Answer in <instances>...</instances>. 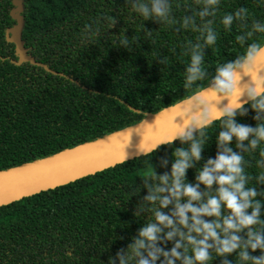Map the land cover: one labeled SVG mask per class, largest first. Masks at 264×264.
<instances>
[{
    "label": "trees",
    "instance_id": "obj_1",
    "mask_svg": "<svg viewBox=\"0 0 264 264\" xmlns=\"http://www.w3.org/2000/svg\"><path fill=\"white\" fill-rule=\"evenodd\" d=\"M12 1L0 0V174L127 130L192 94L184 88L190 62L184 47L197 36L190 29L177 32L147 21L132 10L131 0H22L21 38L28 56L42 65H17L15 46L5 37L16 24ZM171 3L176 27L200 7L194 0ZM239 7L249 9L250 20L264 22V0H221L217 44L205 50L209 79L219 64L245 50L236 43L243 29L234 24L228 31L220 23ZM108 17L117 19L113 28ZM87 26L98 28L99 35L86 33ZM144 28L152 31L150 38ZM124 35L129 49L119 44ZM257 39L264 43V34ZM158 56L167 57V65L158 64ZM246 107L248 115L237 122L254 127L255 113ZM206 131L211 140L205 160L216 154L219 121ZM179 147L187 145L175 141L151 155L1 206L0 264H107L146 222L133 216L146 189L130 197L129 186L142 184L138 176L151 171L149 161L156 165L162 156L171 159ZM232 147L237 150L235 141ZM245 159L251 161L249 175L261 171L255 166L257 153ZM195 172L188 171L189 182ZM229 259L235 262V254ZM209 264H220V258Z\"/></svg>",
    "mask_w": 264,
    "mask_h": 264
},
{
    "label": "clouds",
    "instance_id": "obj_2",
    "mask_svg": "<svg viewBox=\"0 0 264 264\" xmlns=\"http://www.w3.org/2000/svg\"><path fill=\"white\" fill-rule=\"evenodd\" d=\"M194 2L199 10L184 15L176 27L171 0H131L132 10L145 20L197 34L183 53L190 57L184 88L193 91L161 113L167 117L168 134L149 140L147 147H139L136 153L151 155L175 141L187 145L176 148L171 159L162 156L156 165L149 161L151 171L138 176L142 184L129 186L130 197L146 189L133 211L135 218L144 217L146 222L107 264H209L216 258L220 264H264V189L257 187L264 185V43L257 39L258 34H264V22L250 20L246 7L222 16L225 30L230 31L234 24L243 29L236 43L245 50L234 60L219 64L209 79L205 50L217 44L215 24L221 0ZM106 19L113 28L117 19ZM85 32L99 35V29L92 26ZM144 35L150 38L152 31L144 28ZM119 44L124 49L131 47L125 35ZM156 62L167 65L168 60L158 56ZM246 105L255 113L254 127L237 122L238 116L248 115ZM217 121L216 154L205 160L203 153L211 140L206 129ZM253 153L259 156L255 166L261 171L249 175L251 161L245 154ZM129 158L125 153L121 163ZM157 168L165 171L158 173ZM190 169H196L194 182L187 179ZM257 251L259 255H254ZM233 254L235 262L229 259Z\"/></svg>",
    "mask_w": 264,
    "mask_h": 264
},
{
    "label": "water",
    "instance_id": "obj_3",
    "mask_svg": "<svg viewBox=\"0 0 264 264\" xmlns=\"http://www.w3.org/2000/svg\"><path fill=\"white\" fill-rule=\"evenodd\" d=\"M12 4L14 8L10 15L16 24L7 29L5 37L7 42L15 46L18 57L16 64L31 63L41 66L42 64L28 56L21 38L25 24L21 15L23 1L13 0ZM222 103L226 104L227 100ZM161 113L163 111L158 114ZM168 131L167 117L156 114L112 136L0 174V207L113 167L121 163L125 153L131 156L127 160L138 157L136 153L139 147L146 148L149 140L166 136Z\"/></svg>",
    "mask_w": 264,
    "mask_h": 264
}]
</instances>
